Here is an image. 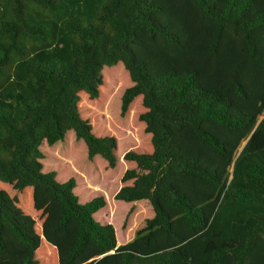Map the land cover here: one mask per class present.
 Returning <instances> with one entry per match:
<instances>
[{
  "label": "trees",
  "instance_id": "1",
  "mask_svg": "<svg viewBox=\"0 0 264 264\" xmlns=\"http://www.w3.org/2000/svg\"><path fill=\"white\" fill-rule=\"evenodd\" d=\"M0 264H264V0H0Z\"/></svg>",
  "mask_w": 264,
  "mask_h": 264
},
{
  "label": "rangeland",
  "instance_id": "2",
  "mask_svg": "<svg viewBox=\"0 0 264 264\" xmlns=\"http://www.w3.org/2000/svg\"><path fill=\"white\" fill-rule=\"evenodd\" d=\"M111 99L112 97H110L108 103L103 108L95 111V114L101 122H106L107 127L111 128L114 136L117 134L116 138L119 141L117 152L119 156L120 152L126 149L131 143L129 139L125 140V138L130 137L135 139V137L132 134L131 129L128 130V128H126L127 125L125 122H123L122 128L116 127L111 122L109 117ZM72 161L71 158H65L60 162L61 165H64V167L66 166L69 169L72 166ZM57 172L58 174H64L65 168L62 170L63 173H60L59 171ZM73 174L77 178V192L81 199H91L95 196H103L105 198L106 205L95 214V218L98 222L106 221L113 225L118 241L117 244L120 245L128 241L130 233L133 232L135 228L141 227L143 221L152 215V211L147 202L122 203L114 201L113 196L118 189V187H116L117 178L114 176L111 182L105 181L100 167L97 166L91 175L86 174V176H82L74 171ZM67 175L70 174L68 173Z\"/></svg>",
  "mask_w": 264,
  "mask_h": 264
}]
</instances>
